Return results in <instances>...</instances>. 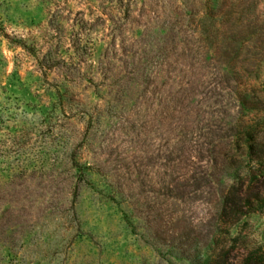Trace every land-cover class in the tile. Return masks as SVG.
<instances>
[{
    "label": "rangeland",
    "instance_id": "374dc122",
    "mask_svg": "<svg viewBox=\"0 0 264 264\" xmlns=\"http://www.w3.org/2000/svg\"><path fill=\"white\" fill-rule=\"evenodd\" d=\"M234 79L263 87L264 0H0V264H255L264 208L221 217L251 163L215 135L264 137Z\"/></svg>",
    "mask_w": 264,
    "mask_h": 264
},
{
    "label": "trees",
    "instance_id": "16d2710c",
    "mask_svg": "<svg viewBox=\"0 0 264 264\" xmlns=\"http://www.w3.org/2000/svg\"><path fill=\"white\" fill-rule=\"evenodd\" d=\"M112 21H114V19H112ZM20 43H22L24 48L36 55L46 69L55 67L61 70L65 68L64 72L67 73V71H69L67 69L70 65H74L73 58L70 55L65 57L59 52H56L57 54L53 58L50 54L47 55L42 53L39 55L35 54L37 50L35 45L29 46L24 39H21ZM73 43L75 45L74 49L79 53V51H83V47H88L89 42L88 40L82 42L81 37H77ZM178 43H181V41L177 42V44ZM234 84V97L239 102L240 110H261L264 107V84L254 98L248 96L247 90L239 84L237 79H234ZM57 90L58 93H60V89L58 88ZM59 96L63 98L62 93H60ZM64 102L73 103L72 99L67 97L64 98ZM231 121L232 122L225 127L222 132L223 134L218 132V135L216 134L215 137H217V140L234 137L231 139V142L241 147L243 150L242 154L247 156L251 163L249 171L244 176H239L236 181L232 182L223 195L221 217L228 219L230 222H234L243 214L259 211L264 208V177L261 179V177L264 176V137L258 134L256 128L248 124L245 116L236 117ZM201 178H203L202 181H207L206 177L203 176ZM254 263L264 264V250L255 257Z\"/></svg>",
    "mask_w": 264,
    "mask_h": 264
}]
</instances>
